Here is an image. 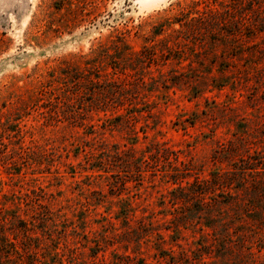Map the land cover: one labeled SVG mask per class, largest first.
I'll return each instance as SVG.
<instances>
[{
	"label": "rangeland",
	"instance_id": "obj_1",
	"mask_svg": "<svg viewBox=\"0 0 264 264\" xmlns=\"http://www.w3.org/2000/svg\"><path fill=\"white\" fill-rule=\"evenodd\" d=\"M0 264H264V0H0Z\"/></svg>",
	"mask_w": 264,
	"mask_h": 264
},
{
	"label": "trees",
	"instance_id": "obj_2",
	"mask_svg": "<svg viewBox=\"0 0 264 264\" xmlns=\"http://www.w3.org/2000/svg\"><path fill=\"white\" fill-rule=\"evenodd\" d=\"M214 179H215V176L213 175V177L211 179L206 180V182L204 183V186H201L200 180L199 181L195 180L193 182V185H192V189H193L192 193H193V195L195 194V195H200L201 196V195L206 194L208 192V188H209L210 183L215 184ZM179 187H182V185H179ZM201 198H203V197H201ZM5 246H8L13 251H15L13 243L11 241L6 242Z\"/></svg>",
	"mask_w": 264,
	"mask_h": 264
}]
</instances>
